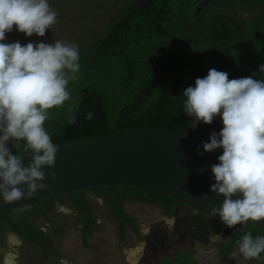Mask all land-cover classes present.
I'll use <instances>...</instances> for the list:
<instances>
[{"label": "trees", "instance_id": "trees-1", "mask_svg": "<svg viewBox=\"0 0 264 264\" xmlns=\"http://www.w3.org/2000/svg\"><path fill=\"white\" fill-rule=\"evenodd\" d=\"M199 1L48 0L57 12L54 28L65 18L73 21L68 20L75 17L69 9L79 7L87 11L86 19L91 20L93 15L107 10L110 3L116 6L99 35L79 47L80 71L68 85L71 98L45 122L53 143L61 145L101 137L117 127L121 131L165 128L219 133L223 127L220 116L211 125L200 122L195 129L190 127L193 118L184 111L183 90L194 86L198 77H206L213 68L228 73L230 80L241 78V31L227 17L218 18L204 28L195 26L191 12ZM61 8L67 9L60 12ZM218 12H230L241 18L246 29V77L264 80L258 67L264 64V0H210L198 10L197 18L204 22ZM47 31L44 37L36 34L28 37L14 26L11 33H6L4 42L52 44L54 35ZM69 108L76 117L75 123L69 122ZM88 113L91 118H87ZM13 154H26L23 142L13 149ZM88 192L109 209L123 243L129 230L137 239L142 238L138 220L127 211L126 203L160 207L167 217H173L178 207H185L176 199L140 188L91 187L0 213V245L5 241V233L11 232L37 248L44 259L62 257L52 237L39 228L36 219L52 212L56 202L65 204L77 214L82 237L86 238L96 223ZM236 227L227 239L213 243L221 257L226 258L238 249L237 241L247 232L254 238L264 236L261 226ZM0 264H3L1 254ZM158 264H198V261L191 250H178L174 259L162 258Z\"/></svg>", "mask_w": 264, "mask_h": 264}, {"label": "clouds", "instance_id": "clouds-1", "mask_svg": "<svg viewBox=\"0 0 264 264\" xmlns=\"http://www.w3.org/2000/svg\"><path fill=\"white\" fill-rule=\"evenodd\" d=\"M56 22L57 12L48 0H0V195L5 204L47 190L44 181L48 176L56 179L54 171L46 175L43 170L44 166L55 167L58 152L45 122L51 109L62 108L70 100L69 81L80 71L75 43H5L6 33L15 26L28 37H44ZM258 67L264 74V64ZM183 96L184 111L193 118L191 128L200 122L211 125L217 116L222 119L221 131L213 132L210 142L203 144L205 152L223 149L219 163L211 168L215 183L210 191L224 200L209 215L219 216L229 228L264 220V80H230L228 73L213 68L206 77H198L194 86L184 89ZM91 115L88 113L87 118ZM68 119L70 123L76 121L71 108ZM21 142L31 157L27 166L22 160L26 155L13 154ZM59 210L69 211L63 207ZM219 237L215 233L210 241L214 243ZM8 241L10 247L21 244L15 234ZM237 245L244 259H258L264 253V236L254 238L247 232ZM16 259L17 253L9 251L3 264H16Z\"/></svg>", "mask_w": 264, "mask_h": 264}, {"label": "water", "instance_id": "water-1", "mask_svg": "<svg viewBox=\"0 0 264 264\" xmlns=\"http://www.w3.org/2000/svg\"><path fill=\"white\" fill-rule=\"evenodd\" d=\"M210 0H200L191 12L195 26L204 28L214 20L227 17L241 31V78L246 77V29L239 16L218 12L201 22L198 10ZM121 113V111H120ZM212 133L195 130L145 128L119 130L90 139L68 142L58 147L54 168L44 166L47 190H38L31 198L5 204L0 195V213L38 203L70 192L96 186L119 185L156 192L180 201L185 207L210 216L211 210L223 203L224 197L210 191L215 183L211 171L218 164L223 149L205 152L203 144L210 142ZM199 150V151H198ZM199 152H204L201 156ZM20 155V156H25ZM24 166L30 156L22 157ZM26 187V186H21ZM242 198V194H239ZM237 197H233L236 199ZM220 219L219 216L213 217ZM264 227V220L249 221Z\"/></svg>", "mask_w": 264, "mask_h": 264}, {"label": "rangeland", "instance_id": "rangeland-1", "mask_svg": "<svg viewBox=\"0 0 264 264\" xmlns=\"http://www.w3.org/2000/svg\"><path fill=\"white\" fill-rule=\"evenodd\" d=\"M113 2L103 13L93 15L91 20L86 19L89 16L87 11L83 12L79 7L69 9L75 17L68 20L73 21L65 18L60 25L52 26L47 34L54 35V42L62 40L75 43L78 47L86 45L105 26L108 14L116 8ZM66 9L61 8L60 12ZM56 110L51 109L49 117ZM86 196L94 204L96 218L94 230L86 238L82 237L77 214L65 204L56 202L52 212L36 219L39 228L52 237L62 257L48 256L44 259L37 248L20 239L18 247H10L8 237L13 233L7 232L4 243L0 245L2 261L7 252L13 251L17 253L16 264H62V261L67 264H158L162 258H174L178 250H191L198 264H264V257L246 260L238 250L223 259L210 241V236L216 233L220 235L217 241L225 240L238 228H229L221 220L188 207H178L174 216L169 218L160 207L126 203L127 211L138 220L142 238L137 239L129 230L126 243H123L117 234V222L102 200L89 192ZM61 207L69 211L59 210ZM168 220L173 223L169 225Z\"/></svg>", "mask_w": 264, "mask_h": 264}, {"label": "crops", "instance_id": "crops-1", "mask_svg": "<svg viewBox=\"0 0 264 264\" xmlns=\"http://www.w3.org/2000/svg\"><path fill=\"white\" fill-rule=\"evenodd\" d=\"M237 250H238V249H235L234 251H237ZM234 251H233V252H234ZM233 252H232V253H233ZM232 253H231V254H232ZM231 254H230V255H231ZM230 255H229V256H230ZM229 256H228V257H229ZM228 257H226V258H228ZM222 258L224 259L225 257H222Z\"/></svg>", "mask_w": 264, "mask_h": 264}, {"label": "flooded vegetation", "instance_id": "flooded-vegetation-1", "mask_svg": "<svg viewBox=\"0 0 264 264\" xmlns=\"http://www.w3.org/2000/svg\"><path fill=\"white\" fill-rule=\"evenodd\" d=\"M166 216V215H165ZM174 216V215H173ZM169 218H171V217H169ZM172 259H174V258H172Z\"/></svg>", "mask_w": 264, "mask_h": 264}]
</instances>
